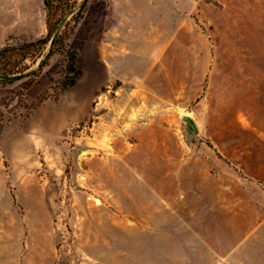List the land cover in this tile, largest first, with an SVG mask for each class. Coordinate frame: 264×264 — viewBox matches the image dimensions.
Wrapping results in <instances>:
<instances>
[{
  "label": "rangeland",
  "instance_id": "1",
  "mask_svg": "<svg viewBox=\"0 0 264 264\" xmlns=\"http://www.w3.org/2000/svg\"><path fill=\"white\" fill-rule=\"evenodd\" d=\"M46 33L0 0V48ZM70 42L74 86L0 84L10 264H264V0H87Z\"/></svg>",
  "mask_w": 264,
  "mask_h": 264
},
{
  "label": "trees",
  "instance_id": "2",
  "mask_svg": "<svg viewBox=\"0 0 264 264\" xmlns=\"http://www.w3.org/2000/svg\"><path fill=\"white\" fill-rule=\"evenodd\" d=\"M86 2L79 7L80 0H43L47 33L37 39L6 44L0 48V84L7 86L20 80V91L25 99V91L36 83L55 54H61L64 58L63 87L77 84L84 72L79 65V50L71 44L70 39L83 17ZM37 61H40L39 67L33 68ZM7 102L8 99L0 102V134L9 123L4 110Z\"/></svg>",
  "mask_w": 264,
  "mask_h": 264
},
{
  "label": "crops",
  "instance_id": "3",
  "mask_svg": "<svg viewBox=\"0 0 264 264\" xmlns=\"http://www.w3.org/2000/svg\"><path fill=\"white\" fill-rule=\"evenodd\" d=\"M253 80H256L259 84V90L262 92H264V77H260V76H256V77H253ZM0 244L2 245V247L4 246V250H0V258L2 257H5L6 259L4 261H1L0 260V264H10L11 261H10V256H11V251L9 249V241L7 239H4L2 238L0 240ZM15 253V252H13ZM36 256V251L35 250H32L30 248H28L27 252H26V255L25 257L23 258V262H25V264H35V258ZM26 259H28V261H26ZM17 263V261H14Z\"/></svg>",
  "mask_w": 264,
  "mask_h": 264
},
{
  "label": "water",
  "instance_id": "4",
  "mask_svg": "<svg viewBox=\"0 0 264 264\" xmlns=\"http://www.w3.org/2000/svg\"><path fill=\"white\" fill-rule=\"evenodd\" d=\"M183 120L186 122V125L189 128V130H191L192 132H194L196 134L200 133L199 127L197 125V122L193 118V116H191L190 114H184L183 115Z\"/></svg>",
  "mask_w": 264,
  "mask_h": 264
}]
</instances>
